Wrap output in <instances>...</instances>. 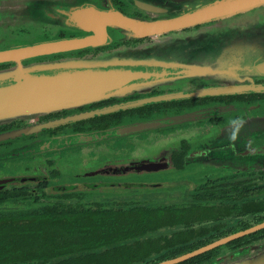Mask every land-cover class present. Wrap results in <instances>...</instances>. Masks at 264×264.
Segmentation results:
<instances>
[{
    "label": "flooded vegetation",
    "instance_id": "flooded-vegetation-1",
    "mask_svg": "<svg viewBox=\"0 0 264 264\" xmlns=\"http://www.w3.org/2000/svg\"><path fill=\"white\" fill-rule=\"evenodd\" d=\"M112 2L126 15L156 17L135 0ZM146 2L166 6L169 13L165 18L197 11L206 4L205 0ZM93 3L98 10L103 9L100 2ZM262 8L263 2L245 12L237 11L231 19L263 23L256 15ZM221 20L226 19H206L162 33L133 36L108 25V41L103 44L22 63L28 66L92 58ZM70 28L72 31L58 29L53 23L43 25L44 32L56 39L88 33L77 26ZM33 29L26 24L1 26L0 43L27 36ZM263 34L248 33L239 43L230 40L238 46L233 52H223L217 57L220 61L211 65L258 66L264 58V50L257 48L264 41L260 38ZM14 65L1 61L0 70ZM194 76L0 123V220L9 215L19 219L29 213H37L39 218L54 215L59 222L46 223L54 230L90 231L91 220L101 217L107 224L103 222L106 213L119 214L122 209L134 208L132 215L139 210L150 214L155 208L164 214L182 211L190 224L169 228L168 240L158 241L161 252L172 255L155 258L151 264L193 253L231 236L226 243L175 264H210L235 250L263 243L264 227L253 229L264 223V75H251L256 76L255 87L262 90L249 92L231 90L228 86L235 85L230 83L236 79ZM164 144L177 147L167 160L138 162L143 150L164 148ZM158 162L167 166L151 167ZM140 174H160L163 179L126 178ZM106 176L113 178L102 180ZM176 234L179 238L173 239ZM171 240L190 247L172 253ZM57 257L53 263L67 262L65 259L73 256Z\"/></svg>",
    "mask_w": 264,
    "mask_h": 264
},
{
    "label": "water",
    "instance_id": "water-1",
    "mask_svg": "<svg viewBox=\"0 0 264 264\" xmlns=\"http://www.w3.org/2000/svg\"><path fill=\"white\" fill-rule=\"evenodd\" d=\"M17 1L18 8L5 10V15L24 24L32 23L29 27L34 26V32L39 31L37 28L40 20H48L77 26L88 33L79 37H63L0 49V62L15 63L13 67L0 70V123L76 107L110 95L130 94L137 88L181 80L191 75H201V78L207 79H236V82L241 83L227 81L235 84L228 86L235 92L262 90L255 87L253 80L256 76L251 75H264V58L258 66L211 65L220 61L217 57L223 52H233L238 46L234 47L230 40L239 43L248 33L264 32V22L261 21H237L222 27L209 24L177 37L104 52L92 58L67 59L57 63L28 66L22 62L25 59L103 44L108 41V25L120 28L128 36L162 33L169 29L191 26L201 20L230 19L237 11L250 10L259 3H264V0H205L206 4L197 11H189L172 18L164 17L169 13L166 6L153 5L146 0H135L139 6L156 16L154 19L126 15L115 7L112 0ZM96 1L100 2V7L104 5L102 10L97 9L93 3ZM259 13L264 15V9L256 15L259 16ZM245 72L247 74L241 75ZM166 166L159 162L151 164L154 169ZM261 227H264V223L253 230ZM233 237L159 264L181 262L192 255L226 243ZM238 256L242 257V260L231 263L232 258ZM210 264H264V242L235 250Z\"/></svg>",
    "mask_w": 264,
    "mask_h": 264
},
{
    "label": "trees",
    "instance_id": "trees-1",
    "mask_svg": "<svg viewBox=\"0 0 264 264\" xmlns=\"http://www.w3.org/2000/svg\"><path fill=\"white\" fill-rule=\"evenodd\" d=\"M133 211L134 208L122 209L119 214L106 213L103 222L107 224L97 217L100 221L89 222L90 231L54 230L48 225L59 222L54 215L39 218V214L29 213L19 219L9 215L0 220V264H30L27 262L32 260L35 264H151L155 258L171 256L168 251L161 252L158 241L168 240L169 228L190 224L187 216L182 211L164 214L158 208L150 214L139 210V214L132 215ZM178 234L173 239H178ZM171 245L172 253L185 252L190 247L178 246L172 240ZM60 254L73 257L53 263L52 259Z\"/></svg>",
    "mask_w": 264,
    "mask_h": 264
},
{
    "label": "rangeland",
    "instance_id": "rangeland-1",
    "mask_svg": "<svg viewBox=\"0 0 264 264\" xmlns=\"http://www.w3.org/2000/svg\"><path fill=\"white\" fill-rule=\"evenodd\" d=\"M1 4H0V7H3L2 9L0 8V27H8L9 25H12L13 27L15 26H21L23 25L24 23L23 22H20L16 19H13L9 16H6L5 15V10H14L16 8H18V1L17 0H0ZM102 5V4H101ZM102 7H104V5H102ZM11 8V9H10ZM264 9V8H262ZM260 9V10H262ZM260 10H258L257 12H260ZM259 16L261 18H264V15L260 14L259 13ZM36 20H38L36 18ZM232 22H237V20H234V19H226V20H223V21H219L217 23H215L213 26L214 27H222L224 25H228V24H232ZM50 23H53L54 25H56V27L58 29H65V30H71L70 28V25L68 24H60V23H57V22H52V21H42L40 20L39 22V26H38V32H34L32 31L31 34H28L27 36H23V37H19L18 39L16 38H13L11 40H9L8 42H5V43H0V49L2 48H9V47H18V46H22V45H26V44H29V43H35V42H42V41H46V40H56V38H54L50 33L47 35L44 30H43V25L45 24H50ZM66 23V22H64ZM32 24V23H30ZM30 24H26L28 27ZM72 31V30H71ZM186 33H189V32H186ZM264 33V32H263ZM185 34V33H183ZM177 35L179 34H175V35H170V36H166V37H163V38H155L154 40L150 41V42H147V43H154L156 41H162L164 39H167V38H170L172 36L174 37H177ZM66 37H70V35L68 34ZM261 38L264 40V34L261 36ZM2 40V39H1ZM130 47H135V46H130ZM128 48V47H127ZM257 48H261V49H264V41H262V44L259 45ZM125 49V48H123ZM113 52V51H111ZM29 118V117H27ZM167 144H164V148H159V146L157 147H154V148H148V149H145L142 151L140 157L137 159L138 162H150V161H157V160H167L171 154V152H173L177 147H172V146H168ZM118 176V175H116ZM114 176V178L116 177ZM113 178V176H106V177H103V179H111ZM116 178H119V177H116ZM128 179H131V180H144V181H153V180H161L163 179V176L160 175V174H154V175H148V174H140L139 176H129V177H126ZM164 231V230H163ZM255 245H258V244H255ZM254 245V246H255ZM230 253H228L227 255H229ZM226 256V255H224ZM223 256V257H224ZM242 257L238 256V257H234L232 258L231 260V263H237L238 261L242 260L241 259Z\"/></svg>",
    "mask_w": 264,
    "mask_h": 264
}]
</instances>
